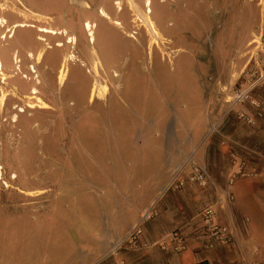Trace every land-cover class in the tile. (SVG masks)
<instances>
[{"label":"rangeland","instance_id":"374dc122","mask_svg":"<svg viewBox=\"0 0 264 264\" xmlns=\"http://www.w3.org/2000/svg\"><path fill=\"white\" fill-rule=\"evenodd\" d=\"M14 1L20 11H26V15L30 13L27 11L29 7L30 10L34 8L33 10L47 14L49 17L38 14L43 19H34L27 23L22 22L18 16L15 22L8 21L7 17L4 18L5 22L3 19L0 20L2 51L7 55V57L0 56V67L9 72L10 68L16 65L18 70V81L4 88L15 89L19 95L16 99L10 98L9 104L22 102L24 107L20 122L17 123V118L12 117L14 122L1 132L3 141L0 138V216L7 211L24 212L28 216L25 220L27 223L25 231L13 230L16 226L14 221H10L7 227L0 225V245L6 238L7 241H15L13 244L15 249L18 244L23 249L25 244L33 242L38 231L44 235L42 229L39 230L38 227L50 221L53 223V226L50 224L52 230L47 232L52 237L50 245L61 248L63 247L61 243L66 239L69 243L72 240L79 242L83 220L79 211H76L78 208L76 202L83 197L99 196L101 200L108 198L106 192L103 193L102 190L110 193L112 189L109 186L106 188L104 183L98 181L100 169L103 168L106 174L111 176L115 175L114 168L117 164L129 170L134 166L146 164V160L152 161L153 153L150 151L149 156L144 155V149L138 158V148H144L146 145L143 137L152 138L155 133L164 131L170 117L174 118L171 122L173 132L174 130L178 132L177 118H182L184 115L189 117L193 109L190 106L198 105L194 101V91L191 92L190 97L187 94L191 88L193 89V85L202 78L205 80L209 78L208 82H220L223 79V76L217 78L212 74L202 73L204 62L211 66V63L215 64L219 60L225 61V57L217 58L213 54L217 47H223L222 40L224 43L227 40L230 44L232 37H239L244 33V25L240 23L241 18L238 17L242 5L248 2L254 8L250 11L249 21L251 31L248 38L252 40L247 48L242 50L235 48L232 51L234 63L242 57L245 63L229 76L232 84L223 88L220 97L226 109L221 113L217 123L211 125L205 138L214 134L222 120L231 114H234L236 121L248 128L264 126V121L258 119L253 109L236 105L232 101L236 92L248 87L249 77L254 70L264 71L260 57L261 52L264 51L263 23L258 12L259 8L264 7V0H149L151 2L148 6H146L148 0H134L142 13L149 8L148 17L154 27L156 24L155 29L157 28L156 31L160 36L158 39L139 26L141 23L137 20L136 13L133 16L129 15V22H136V25L130 24V27L125 25L126 32L123 34L113 26L106 25V22L96 15L84 11L88 7L82 11L70 6L68 14L70 15L71 12L73 15H68L66 19L60 10L56 12L50 8L55 7V0H22L28 7L21 6L18 0ZM84 1L87 3L86 0ZM97 1L102 2V0ZM68 2L71 3V0ZM6 3L9 6L12 4L9 0H0L1 5ZM125 15L126 13H123L121 19V14L119 20H126ZM85 19L92 23L89 30L94 34L92 44L88 43L89 31L82 33L81 30L82 21ZM126 35H130L131 38ZM139 35L143 39L138 37ZM77 37L79 40L75 45L66 39ZM36 38L37 41H31ZM132 38L138 40V43L136 44ZM66 40L68 44L65 43ZM153 41H155L153 45L155 49L149 46ZM143 42H146L145 46ZM64 45L66 48H62ZM39 48L45 50L46 58L35 73L30 70L34 66V60L29 59V61L28 55L30 52L36 54ZM9 50L16 55L15 59ZM69 53L77 61L75 65H69L67 79L62 85H58L56 76L51 74V69L53 66H56V69L62 58ZM198 72H201V75ZM36 74L40 78L39 86L36 85ZM96 82L101 86L102 91L98 90L101 96L90 99L93 84ZM35 90L39 92L32 94ZM251 97L262 103L264 113V88L257 87ZM80 98L85 103L79 100ZM190 98L193 101H190ZM75 104L77 106H74ZM28 105L33 108H27ZM74 108L79 110L73 111ZM238 112L252 116L254 120L256 119V124L248 126L240 122ZM212 127L215 128L210 132ZM135 144L138 146L137 149ZM239 162V164L244 162L257 175L240 178L235 174L237 165L228 187L231 188L237 181L236 186L243 183V186L250 185L256 189L259 185L264 190V178L260 175L262 170H256L245 160ZM192 164L200 165L207 171L206 187L187 185L182 189L161 192L172 179L188 181L192 174ZM185 165L188 166L190 174L184 173L183 167L175 170L159 189L155 199L160 200L167 193L193 188L207 191L209 187H215L208 167L196 161L193 155ZM231 180L232 184H230ZM17 181L21 182L22 186ZM102 185L104 189H101ZM23 186L25 189H22ZM227 197L230 202L227 206L229 213L232 212L230 210L232 194H227ZM155 201L157 200L153 202ZM244 201L248 211L250 209L256 216L259 203L257 201V204L252 203L249 198ZM239 202L240 200H235V204ZM91 211L94 210L91 208ZM42 215H45L47 220L40 219ZM244 222L245 220H242V223ZM251 222V228L255 231L257 227L255 221L251 219ZM7 229H10L11 234ZM84 230H86V235L85 232L83 233L84 239H87L88 233H93V228L87 225ZM20 233L24 234L22 240L17 236ZM256 236L257 232L254 237ZM80 243H83V240ZM9 257H11L10 253Z\"/></svg>","mask_w":264,"mask_h":264},{"label":"crops","instance_id":"0c3cea01","mask_svg":"<svg viewBox=\"0 0 264 264\" xmlns=\"http://www.w3.org/2000/svg\"><path fill=\"white\" fill-rule=\"evenodd\" d=\"M58 1L60 2L55 0V7L50 8L56 12L60 10L63 17L68 19L70 5L74 8L77 6L68 0ZM253 9L248 2L242 5L239 11L238 18H241L240 23L244 25L242 35L232 37L230 44L227 40L224 43L223 38H220L223 47H217L213 55L217 58L225 57V61L219 60L215 64L211 63V66L204 62L202 73L212 74L217 78L223 76V79L220 82H208L209 78L206 80L202 78L193 85V89L191 88L187 94L190 97L194 91L193 98L198 105L190 106L193 109L189 117L184 115L177 118L178 132L175 130L173 132L171 122L174 118L170 117L164 131L155 133L152 138L143 137L146 144L144 148H138L135 144L139 153L137 157L139 158L144 149V155L149 156L150 151L153 153L152 161L146 160V164L134 166L129 170L117 164L115 170L113 169L115 175L111 176L106 174L103 168L100 169L98 181L104 183L106 188L109 186L112 189L110 193L102 190L103 193L106 192L108 198L101 200L99 196L83 197L76 202L78 205L76 211H79L83 220V228L80 231L83 243H80L81 240L77 243L72 240L69 243L66 239L61 243L63 247L52 246L50 245L52 237L47 232L52 230L50 224L53 226V223L51 221L48 224L40 223L38 229H42L44 235L38 231L33 242L25 244L23 249L19 244L15 249L13 246L15 241L11 239L7 241L5 238L2 241L0 264H94L106 256L105 264H264V190L259 185L256 189L250 185L243 186V183L236 186L237 181L231 188L228 187V182L240 160L247 161L256 170H264V126L248 128L236 121L234 114H231L222 120L214 134L205 138L211 125L217 123L221 113L226 109L220 97L223 88L232 84L229 76L245 63L243 57L234 63L232 51L235 48L242 50L250 44L252 38H248L251 31L249 21L250 11ZM258 12L261 14L264 33V7L259 8ZM35 13L49 17L39 11ZM260 57L264 68V51ZM198 74L201 75V72ZM189 100L193 101L192 98ZM192 155L196 161L208 167L215 187H209L207 191L193 188L164 194L156 205L157 217L143 226L144 241L161 242L167 240L173 233L179 232L186 240V249L181 254L173 251L164 252L158 247L135 251L122 249L116 256L109 255L114 242L126 236L130 228L138 223L142 212L156 200V194L171 174L182 167L184 173L189 172L185 164L190 161ZM101 189H104L103 185ZM229 193L232 194L230 209L232 212L228 213ZM246 198L252 203L256 201L259 203L260 206L256 202L258 211L256 216L245 207ZM236 199L240 200L238 204H235ZM206 207L214 209L218 225L228 228L231 238L228 246H217L211 250L205 248L201 215ZM91 208L94 211H91ZM26 219L28 216L24 212L7 211L1 214L0 225L7 227L10 221H14L16 226L13 230L25 231ZM40 219L47 220V217L42 215ZM251 219L257 226L255 231L251 228ZM242 220L245 222L242 223ZM87 225L92 226L93 233H88L89 237L84 239L86 235L84 228ZM256 232L257 236L254 237ZM8 233L11 234L10 229ZM17 236L19 240L24 239L22 233Z\"/></svg>","mask_w":264,"mask_h":264},{"label":"bare ground","instance_id":"6f19581e","mask_svg":"<svg viewBox=\"0 0 264 264\" xmlns=\"http://www.w3.org/2000/svg\"><path fill=\"white\" fill-rule=\"evenodd\" d=\"M10 2H12V4H11V6H9V4L8 3H6V4H0V20L1 19H3V21L5 20L4 18L5 17H7V20L8 21H10V22H15V18H17V16L18 17H20L21 18V20H22V22L23 21H25L26 23H27V21L28 22H32L34 19H43V17L41 16H39L38 14H36L35 12L36 11H34L33 9H31L30 10V8L28 7V5H25L24 3H23V1L22 0H18L19 2H20V5L21 6H24V7H28V9L29 10H27V11H30V13H28L27 15L25 14V12L23 11H20L19 10V8L17 7L18 5L15 3V1L14 0H9ZM63 1V0H62ZM87 1V3L84 1V0H71V3L73 4V5H75V6H77L80 10H84V8H87L88 7V9H85L84 11H88V12H90L92 15H96L100 20H102V21H105L106 22V25H111V26H113L115 29H117L118 31H121V32H123V34H124V32H126V29H125V25H127V26H129L130 24H135L136 25V22H134L133 23V21H132V23H130L129 22V15H132L133 16V14H135L136 13V15H137V20L141 23V25H139V26H141L142 28H144L145 29V31L148 33V34H150L151 36L153 35L154 36V38H159L160 36H159V34H158V32L156 31V29H155V27H156V24H155V27H154V25H153V23L151 22V20L149 19V17H148V13H149V8L146 10V12L145 13H142V11L137 7V4L136 3H134V0H116V2H115V0H102V2H100V3H98V1L97 0H86ZM57 2L59 3L60 1H58L57 0ZM89 2V3H88ZM151 2V1H150ZM149 2V0L147 1V3H146V6H148V4L150 3ZM178 2V1H177ZM66 3V2H65ZM176 3V2H175ZM179 3V2H178ZM69 4V3H68ZM140 4H141V2H140ZM177 4V3H176ZM67 5V4H66ZM65 5V6H66ZM142 5V4H141ZM65 6H64V9H65ZM70 6H72V5H70ZM142 6H144V4L142 5ZM77 7H75V8H77ZM68 8H69V5H68ZM71 8V7H70ZM23 9H27V8H23ZM67 9V8H66ZM142 9H143V7H142ZM72 10V9H71ZM75 10V9H74ZM186 10V9H185ZM67 11V10H66ZM78 11V10H77ZM76 12V11H75ZM81 12V11H80ZM79 13V12H78ZM81 13H83V12H81ZM85 13V12H84ZM123 13L125 14L126 13V15H125V17L127 18L126 20H123V21H125L124 22V25L122 24L123 23V21H120L119 20V16L122 14V18L121 19H123ZM87 14V13H86ZM89 14V13H88ZM69 15V14H68ZM71 15H73V14H71V12H70V15L69 16H71ZM85 15V14H84ZM68 16V17H69ZM80 16H81V14H80ZM150 16V15H149ZM76 17H78V16H76ZM84 17V16H83ZM89 17H90V14H89ZM94 17V16H93ZM85 18V17H84ZM95 18V17H94ZM93 18V19H94ZM152 18V17H151ZM89 19V18H88ZM134 19V18H133ZM76 20V19H75ZM83 20V19H82ZM95 20V19H94ZM76 21H78V20H76ZM80 21V20H79ZM91 21H92V19H91ZM5 22V21H4ZM104 22V23H105ZM73 23V22H72ZM78 23V22H77ZM155 23V22H154ZM74 24V23H73ZM81 24V23H80ZM91 24L92 23H90V21H86V19H85V21H82V33H85V32H87V31H89L90 29H91ZM55 25H57V24H55ZM78 25V24H77ZM62 26V25H61ZM93 26H94V23H93ZM138 26V27H139ZM130 27V26H129ZM78 29V28H77ZM139 29H140V27H139ZM67 31V30H66ZM85 31V32H84ZM116 31V30H115ZM67 32H69L70 33V31H67ZM74 32V31H73ZM78 32H80V29H79V31ZM114 33V32H113ZM112 33V34H113ZM1 34V33H0ZM74 34V33H73ZM161 34V33H160ZM81 35V34H80ZM83 35V34H82ZM149 35V36H150ZM78 36V35H77ZM118 36V35H117ZM162 36V35H161ZM85 37V36H84ZM87 37H88V43L89 44H92L93 43V41H94V34H93V32L92 31H89L88 32V35H87ZM122 37V36H121ZM126 37H129V38H131V36L130 35H126ZM138 37H140V35L138 36ZM114 38V37H113ZM124 38V37H123ZM137 38V37H136ZM141 38V37H140ZM140 38H138V39H140ZM150 38V37H149ZM148 38V39H149ZM29 39V38H28ZM37 39L38 38H36V39H31V41H34V40H36L37 41ZM67 40H70V42L69 43H71V44H73V45H75V42L77 41V40H79L78 39V37L77 38H66ZM133 39V38H132ZM141 39H143V38H141ZM147 39V40H148ZM47 40V39H46ZM66 40V44H68V41ZM126 40V39H125ZM134 41H135V43L137 44L138 42V40L136 41V39H133ZM145 40V39H144ZM86 41V40H85ZM129 41V40H128ZM140 41V40H139ZM46 43V42H45ZM122 42H120V44H121ZM129 43V42H128ZM144 43V42H143ZM159 43V42H158ZM42 44H44V43H42ZM123 44V43H122ZM133 44V43H132ZM145 44H146V42L144 43V46H145ZM41 45V44H40ZM141 45V44H140ZM153 45H155V41H153V42H150V47H153L154 48V46ZM42 46V45H41ZM132 46V45H131ZM123 46L121 45V48H122ZM62 48H66V45H64ZM75 48H76V46H75ZM135 48V47H134ZM144 48V47H143ZM78 49V48H77ZM124 49V48H123ZM151 49V48H150ZM155 49V48H154ZM3 50V42H2V39H1V37H0V56H5V57H7V55L5 54L4 55V53L5 52H3L2 51ZM72 50V48H70V51ZM118 50H120L119 48H118ZM125 50H126V47H125ZM124 50V52H126ZM131 50V49H130ZM134 50V49H133ZM139 50H141V49H139ZM151 50H153V49H151ZM150 50V51H151ZM9 51H11L12 52V57L15 59V57H16V55L13 53V51L12 50H9ZM123 50L121 49V52H122ZM129 51V50H128ZM127 51V52H128ZM155 51V50H154ZM153 51V52H154ZM130 52V51H129ZM133 52V51H132ZM139 52V51H138ZM160 52V51H159ZM152 53V52H151ZM150 53V54H151ZM155 54H156V52H154ZM45 50L43 49V48H39V50L36 52V54H34L33 52H30L29 53V55H28V60L30 59V60H34V62H33V64H34V66L33 67H31L30 68V70H32V71H34L35 73H37L36 72V69H38V67H40V65H41V63H42V61L44 60V58H46V57H44L45 55ZM129 54V53H128ZM134 54V53H133ZM135 55V54H134ZM154 55V54H153ZM156 55H158V54H156ZM138 56H139V54H138ZM143 56H144V54H143ZM137 58H139V57H137ZM144 58H145V56H144ZM143 58V59H144ZM151 58V57H150ZM76 58H74L73 57V55H71V53H69L68 55H65L63 58H62V61H60V64L58 65V67L55 69V67L56 66H51L53 69H51L52 71H51V74L52 75H55L56 76V80L58 81V85H62L63 83H64V81L67 79V72H68V69H70L69 67V65H75V63H76V61L77 60H75ZM29 60V61H30ZM128 60V59H127ZM137 60V59H136ZM139 60V59H138ZM151 60H153V59H151ZM80 61V60H79ZM135 61V60H134ZM11 62H13L12 61V58H11ZM53 63V62H52ZM122 63V62H121ZM151 63H152V61H151ZM54 64V63H53ZM81 64V63H80ZM49 65H51V64H49ZM152 65V64H151ZM142 67V66H141ZM152 67H153V65H152ZM10 68V67H9ZM48 68H49V66H48ZM48 68L46 69V70H48ZM143 68V67H142ZM150 70V69H149ZM148 71V70H147ZM17 72H18V70H17V66L16 65H14V66H12L11 68H10V71L9 72H7V71H5L3 68H1L0 67V138H1V132L2 131H4L5 129H7V127L12 123V122H14L13 121V118L12 117H14V119H15V117L17 118V123L18 122H20V120L22 119L21 117H22V113H24V111H23V109H24V107H23V105H22V102L21 103H19V102H16V103H11V104H9V99L11 98L12 100L15 98H18L19 97V95H18V93H17V90H15V89H11V90H7V89H5L4 88V86H7V85H10L11 86V84L14 82H17L18 81V77H17ZM41 73V72H40ZM48 73V72H47ZM147 73V72H146ZM43 74V73H42ZM49 74V73H48ZM50 74V76H52ZM37 75V74H36ZM41 75V74H40ZM46 75V74H45ZM58 75V76H57ZM47 76V75H46ZM39 76L37 75L35 78L37 79L36 80V85H40L41 84V82L39 81V79L40 78H38ZM50 79V78H49ZM55 79V78H54ZM52 81H53V79H52ZM54 84V83H53ZM56 85H57V83H55ZM55 85V86H56ZM121 86V85H120ZM122 87V86H121ZM40 88V87H39ZM101 90V86L96 82V84L94 83L93 84V87H92V91H91V93H90V99H96L97 97H100L101 96V94L99 93V91L98 90ZM102 91V90H101ZM37 92H39V91H32V94H36ZM117 92H119V90L117 91ZM61 95H63V93L61 94ZM65 96V95H64ZM61 97V96H60ZM85 98L87 97V95L86 96H84ZM84 99V98H83ZM89 99V100H90ZM79 100H81V101H83L82 100V98H80ZM54 101H57V100H54ZM59 101V100H58ZM62 102V101H61ZM76 102H78V100L76 101ZM84 102V101H83ZM85 103V102H84ZM77 105H78V103H76ZM74 105V106H77V105ZM79 105H81V104H79ZM72 106V105H71ZM67 107V106H66ZM27 108H33L31 105H28L27 106ZM67 108H69V107H67ZM78 109V108H77ZM77 109H73V111L74 110H76L77 111ZM67 110V109H66ZM65 110V111H66ZM79 110V109H78ZM69 111V110H68ZM73 113V112H72ZM75 113V112H74ZM70 114H71V112H70ZM69 115V114H68ZM73 115V114H72ZM74 117V116H73ZM66 118V117H65ZM64 118V119H65ZM67 120V119H66ZM65 122V121H64ZM67 124V123H66ZM63 125V124H62ZM70 125V124H69ZM153 125V124H152ZM168 138V137H167ZM1 140L3 141V139L1 138ZM170 147V146H169ZM26 175V174H25ZM18 180V179H17ZM19 181V180H18ZM17 181V182H18ZM16 182V183H17ZM19 183V182H18ZM25 183V182H24ZM19 184H21V182L19 183ZM28 185V184H27ZM30 185H31V182H30ZM21 186H22V184H21ZM25 186V185H24ZM23 186V187H24ZM30 187V186H29ZM20 188V187H19ZM22 188V187H21ZM90 188V187H89ZM22 189H25V187L24 188H22ZM19 199V198H18ZM12 200V199H11ZM15 202H16V200H15ZM14 202V203H15ZM16 204V203H15ZM4 207H5V205H4ZM14 207V206H13ZM12 207V208H13ZM11 208V209H12ZM19 208V207H18Z\"/></svg>","mask_w":264,"mask_h":264},{"label":"built area","instance_id":"2783aa9c","mask_svg":"<svg viewBox=\"0 0 264 264\" xmlns=\"http://www.w3.org/2000/svg\"><path fill=\"white\" fill-rule=\"evenodd\" d=\"M250 80L248 82V87L244 90H239L235 93L232 101L236 105L248 106L257 113L258 119L264 121V113L262 108V103L259 100L251 97L252 92L257 87L264 88V71L254 70L250 75ZM238 120L248 126H254L256 124V119L244 112H238ZM212 127L210 132L214 130ZM192 174L188 181H177L176 179L170 180L166 186L161 190V192L168 191L170 189H182L187 185H198L202 188L206 187L208 184V173L200 165L192 164ZM240 178L254 177L256 172L249 169L248 166L243 162L238 165L235 172ZM264 178V171L260 174ZM233 181H230L232 184ZM160 197V196H159ZM157 201L152 202L146 210L141 214L140 220L137 224L130 228L129 232L123 238L116 240L111 249L109 255L116 256L122 249L127 250H148L152 247H158L161 251L168 252L173 251L176 254H181L186 249V240L179 234L175 232L167 240L161 242L150 243L143 240V226L157 217L158 211L156 209ZM202 222V235L205 240V248L211 250L217 246L225 247L231 242L229 238V230L226 226L218 225L215 221V212L212 207H206L201 215ZM107 258V256H106ZM106 258L99 260L94 264H105ZM260 264V263H257Z\"/></svg>","mask_w":264,"mask_h":264}]
</instances>
